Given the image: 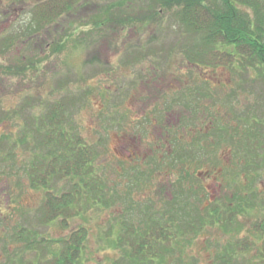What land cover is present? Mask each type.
Segmentation results:
<instances>
[{
	"label": "rangeland",
	"instance_id": "1",
	"mask_svg": "<svg viewBox=\"0 0 264 264\" xmlns=\"http://www.w3.org/2000/svg\"><path fill=\"white\" fill-rule=\"evenodd\" d=\"M48 1L54 0H0V264L47 263L60 250L54 242L81 227L87 241L80 264H116L127 250L118 245L120 234L148 229L134 205L169 215L165 196L191 191L202 200L190 209L207 213L220 207L222 223L207 222L197 235H177L176 250L160 264H215L228 250L238 264H264L256 228L264 217L259 200L253 199L248 213L226 220L236 198L247 200L253 192L247 191L251 180L241 175V162L231 159L247 153L248 116L260 105L262 83L254 90L253 74L231 66H190L192 40L170 12L123 28L101 23L118 10L122 15L128 0H76L72 10L44 25L35 11ZM193 84L211 87L210 94L200 107L185 110L175 101L180 89ZM59 102L67 110L66 130L91 146L96 171L111 193L108 205L82 199L81 214L65 224L61 218L44 223L40 209L47 191L69 190V178H53L49 189L34 188L27 173L34 159L29 147L45 132L36 121ZM8 112L13 117L6 119ZM170 120L174 127L166 135L159 123ZM173 138L196 144L195 158L180 165L171 153L164 159ZM136 151L140 158L133 160ZM134 171L143 173L141 179L134 181ZM259 173L254 191L264 194V169ZM175 217L174 225L184 224L180 210ZM27 238L42 249H30Z\"/></svg>",
	"mask_w": 264,
	"mask_h": 264
},
{
	"label": "trees",
	"instance_id": "2",
	"mask_svg": "<svg viewBox=\"0 0 264 264\" xmlns=\"http://www.w3.org/2000/svg\"><path fill=\"white\" fill-rule=\"evenodd\" d=\"M75 3L76 0L48 1L35 11V16L39 23L50 24L54 18L61 17L63 13L72 10ZM124 5L122 15L118 10L105 18L104 23L101 24H122L124 28L144 23L146 20L154 21L161 15V11L170 12L174 19L187 29L192 40L187 60L190 66L235 67L245 75L253 74L251 82H253L254 90L258 89L255 88L256 84L262 83L261 90L264 93V0H215L213 4L209 0H128ZM240 6L250 9L253 16L240 9ZM111 11L115 9H110ZM193 85V87L187 85L180 89L182 97L178 102L175 101L185 110H193L197 105L200 107V100L210 94L211 87ZM165 87L167 88V85ZM173 87L169 86L170 89ZM258 101L261 105L260 114L256 112L259 105L254 110L255 113L248 116L252 128L243 140L247 153H244L242 157L232 155L231 159L232 163L237 159L241 162V175H247L251 180L247 191L253 190V192H248L251 196L247 200H240L242 197L239 200L236 198L226 215V220L230 222L234 221L238 213H248L254 207L252 204L256 202L255 200H259L264 209V194L255 192L253 184L254 175L259 176V171L264 169L263 156L257 159L264 154V94L258 97ZM66 111L63 102L49 107L45 116V132L40 133V138L37 136V144L29 147L34 159L27 173L34 188H48L53 178L58 180L69 178L68 191H63L59 195L51 191L46 192V204L40 209L44 223H51L61 218L65 224L81 214L82 199L87 198L95 204L108 205V195L111 196L104 179L96 171V157L91 146L79 134L66 130L65 126L68 122ZM38 121L39 119L36 122ZM181 121L179 118L178 123ZM221 136L222 134L219 135ZM198 140L202 144V137ZM22 142H26V139ZM188 145L180 139H175L171 144L169 153L175 155L174 161L178 165L188 158H195V150L198 149L195 147L196 144L190 145L191 147ZM133 154V160L140 158L138 151ZM228 171L230 169L226 172ZM141 176L143 173H135L134 181L139 180ZM132 181L133 178H131ZM158 193L162 195L161 188ZM165 197L167 199L165 210L169 211V215L160 209L157 213H150L154 206L145 209L138 204L134 205L133 209L138 210L139 219H142L141 221L145 224L147 222L148 229L142 231L135 227L134 232L126 231L120 234L118 245L127 250L116 264H160L176 250L177 235L182 237L189 233L197 235L207 222L210 225L222 223L220 207H213L207 213L206 210L205 213L202 210L193 211L194 207L190 209V204H199L202 200L198 191L174 194L170 198ZM253 199L254 202H252ZM177 210H180L184 218L180 221L184 224L179 227L173 224L177 222L175 217ZM256 228L261 235L259 238L264 241V217ZM86 234V229L81 227L68 237L54 242L60 244V250L53 254L50 261L42 263L39 260L28 264H80L86 252ZM26 242L30 249L38 247L42 249L39 243L36 244L38 247H33L29 238ZM228 253L221 256V260L215 264H238L236 256L229 250ZM219 258L220 256L217 260Z\"/></svg>",
	"mask_w": 264,
	"mask_h": 264
},
{
	"label": "flooded vegetation",
	"instance_id": "3",
	"mask_svg": "<svg viewBox=\"0 0 264 264\" xmlns=\"http://www.w3.org/2000/svg\"><path fill=\"white\" fill-rule=\"evenodd\" d=\"M40 38V37H39ZM41 46V45H40ZM33 66V65H32ZM142 102H145V101H143L142 100ZM28 106V105H27ZM25 111V108L23 107V109L21 110V114H23V112ZM16 113H17V115L18 114H20V112L19 111H16ZM11 115V116H10ZM5 117H6V115H5ZM10 117H13V112H11V113H7V117H6V119L7 118H10ZM45 124H46V122H45V115L42 117V119L41 118H39V121H38V123H37V125H36V128L38 129L39 127L41 128V129H44L45 128ZM159 126L161 127V130H165L166 131V135L167 134H169V132H170V129H171V127H174V124H172V121L170 120V121H166V123H165V126H164V124L162 125V124H160L159 123ZM167 127V128H166ZM40 135V134H39ZM38 136V135H37ZM39 138H40V136H39ZM173 140H174V138H173ZM174 142V141H173ZM172 142V143H173ZM171 143V144H172ZM171 144H167L168 145V147H167V151H166V153H164V159L166 158V157H168L169 158V151H170V146H171ZM162 150L164 151V149L162 148ZM140 156V155H139ZM171 156L173 157V161H174V159H175V155H172V153H171ZM146 157V156H145ZM189 159V158H188ZM187 159V160H188Z\"/></svg>",
	"mask_w": 264,
	"mask_h": 264
}]
</instances>
